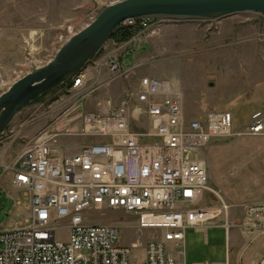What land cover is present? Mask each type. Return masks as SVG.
<instances>
[{"label": "built area", "instance_id": "obj_1", "mask_svg": "<svg viewBox=\"0 0 264 264\" xmlns=\"http://www.w3.org/2000/svg\"><path fill=\"white\" fill-rule=\"evenodd\" d=\"M160 23L126 20L92 66L105 69L113 81L125 78L139 69L128 67L129 60L147 38L157 36ZM78 31L65 27L60 45ZM86 68L66 90L87 91ZM66 114L25 141L2 167L11 176V186L27 195L28 212L0 231V264H178L167 244L180 246L185 230L206 232L220 216L229 238L234 228L231 208L210 186L207 159L201 153L213 140L234 134L230 112L210 111L187 120L171 81L140 75L117 104L83 115L75 130L63 124L68 122ZM262 133L264 113L254 112L234 136ZM65 139H83L84 144L72 154L71 145L61 144ZM210 196L217 206L204 200ZM236 209L243 211L236 227L248 240L244 255L255 241L264 240V202ZM91 211L121 212L135 219L137 240L149 234L144 243L137 241L141 255L121 244L117 228L91 223ZM57 230L65 231V241L57 238ZM256 264H264V255Z\"/></svg>", "mask_w": 264, "mask_h": 264}, {"label": "rangeland", "instance_id": "obj_2", "mask_svg": "<svg viewBox=\"0 0 264 264\" xmlns=\"http://www.w3.org/2000/svg\"><path fill=\"white\" fill-rule=\"evenodd\" d=\"M117 1L120 0H0V36H3L0 94L55 56L61 47L59 36L65 27L70 25L81 30L94 20L100 9ZM158 25L157 36L147 38L129 60L128 67L138 65L139 69L129 71L125 78L113 81L105 69L93 67L90 63L86 68L90 73L87 91L78 93L63 86L22 109L0 138V148L8 150L9 162L20 152L25 141L37 136L63 114L72 112L69 116L64 115L68 116V122L63 124L75 130L83 115L105 112L120 97L121 87L127 91L144 74L174 84L183 100L187 120L201 118L210 111L229 110L235 121L233 132L239 129L247 120L244 105L255 99L264 100V17L242 13L213 22H161ZM74 104L78 107L73 109ZM254 112L258 111H253L250 117ZM233 142L228 140L227 147L220 151L224 153V149H230L228 145ZM61 144L71 145L72 154H75L84 141L65 139ZM206 151L207 148L201 155L208 163L210 157ZM232 169L228 187L232 188L229 194L233 199H250L262 193L251 190L254 181L251 173L245 176L241 169ZM222 184L210 181L215 190L221 191ZM222 196L227 201L226 195ZM204 200L211 207L217 206L213 196ZM27 205L25 192L4 184L0 188V231L22 221L23 214L28 212ZM233 207L230 204V208ZM87 217L95 225L117 228L121 244L141 255L137 241L144 243L149 234L143 233L137 240L133 229L135 219L114 211H91ZM222 219L220 216L216 225L208 227L207 236L204 232L188 235L182 249L186 264H250L261 252L262 258L264 240L260 239L251 245L240 261L244 246L234 242V229L230 231L228 243L220 226ZM56 235L61 241L66 240L64 230H57ZM247 242L245 239L244 244ZM168 251L178 255L173 249Z\"/></svg>", "mask_w": 264, "mask_h": 264}, {"label": "water", "instance_id": "obj_3", "mask_svg": "<svg viewBox=\"0 0 264 264\" xmlns=\"http://www.w3.org/2000/svg\"><path fill=\"white\" fill-rule=\"evenodd\" d=\"M242 13L264 17V0H120L103 7L45 66L27 73L0 94V138L22 109L69 85L101 54L126 20L213 22Z\"/></svg>", "mask_w": 264, "mask_h": 264}, {"label": "crops", "instance_id": "obj_4", "mask_svg": "<svg viewBox=\"0 0 264 264\" xmlns=\"http://www.w3.org/2000/svg\"><path fill=\"white\" fill-rule=\"evenodd\" d=\"M2 37L3 36L1 35L0 36V63L2 62V57H3ZM103 73L105 74V72ZM144 75L152 76L148 74H144ZM121 88H122L121 95L119 94L120 97L114 100L115 102L114 104L118 103L119 99L123 96L124 92L126 91V89H123V87ZM253 102H257V103H253ZM243 104L245 103H241L240 105H243ZM248 104L249 103L244 105L246 107V110H245L246 115H244V117L247 119L244 122V124L248 122L249 117L253 111H258V112L264 111V100H262L261 98L253 100L252 103L249 104L250 106H248ZM238 106H234L233 108H237ZM225 112H230V111L228 110ZM244 124H242V126ZM239 129H236L234 131V134H236ZM234 134L231 137L218 138V139L213 140L210 146L207 148L206 152L209 153V157H210V162H208V169H210L209 170L210 181L211 182L216 181L217 183H220V182L223 183L220 186V190H221L220 192H222L221 194L226 195L225 198L227 200L226 201L227 204L230 203V204H233L234 206L228 212L229 221L234 225L233 229L236 231L233 234L234 242L241 244L242 246H245L244 242L246 238H244V236L241 234V232L236 227L242 218L243 211L241 209H236L235 205H246V204H251V203L264 202V133H262L259 136L242 135L241 137L234 136ZM228 140H234V142L228 145L231 147L230 149L228 150L224 149V153H222L223 150L220 151V149L227 147L226 142ZM7 155H8V150H3L0 148V170L2 171V174L0 176V188H2L4 184L11 187L10 186L11 176L6 174L2 168L6 166L7 162H9L10 160V158H7ZM209 157H208V160H209ZM232 168L236 169V171L238 169H241V171L244 173L245 176L248 173H251V176L254 180L253 183L250 185L251 190H255L259 193L260 192L262 193L258 196L251 197L250 199H247V198H245V200H243V198L241 200L233 199L231 195L229 194V190L232 188L228 187L230 185L229 180L232 175V170H233ZM236 185L238 184L236 183ZM222 187L226 191H224ZM247 187L248 185L245 186V188ZM192 232L197 233L198 231H195L193 229L185 230L184 240L180 244V246H177V244L175 243L167 244V247L169 250L173 249L176 252H178V255H174L171 251H169L170 254L173 255L175 260L178 262V264H186L184 252L182 251V249L185 246L188 235L191 234ZM204 233L207 236V231ZM227 241L228 243L230 242V235ZM255 242H258V240ZM228 253H229V248H228ZM261 254L262 252L256 255L257 258L252 259L250 264H256V262L260 259ZM240 256L243 257L242 252ZM195 264H201V263H195Z\"/></svg>", "mask_w": 264, "mask_h": 264}, {"label": "trees", "instance_id": "obj_5", "mask_svg": "<svg viewBox=\"0 0 264 264\" xmlns=\"http://www.w3.org/2000/svg\"><path fill=\"white\" fill-rule=\"evenodd\" d=\"M128 36H129V34L127 35V37H128ZM114 37H115V35H114L112 38H114ZM112 38H111V39H112Z\"/></svg>", "mask_w": 264, "mask_h": 264}]
</instances>
